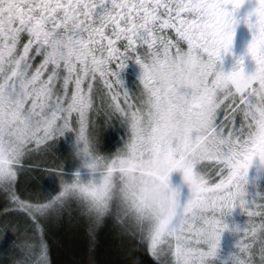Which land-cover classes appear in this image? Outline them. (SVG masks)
Instances as JSON below:
<instances>
[{"label": "snow or ice", "instance_id": "obj_1", "mask_svg": "<svg viewBox=\"0 0 264 264\" xmlns=\"http://www.w3.org/2000/svg\"><path fill=\"white\" fill-rule=\"evenodd\" d=\"M0 199V264H55L65 226L85 237L74 264H99L108 228L136 242L126 264H264V0H0Z\"/></svg>", "mask_w": 264, "mask_h": 264}, {"label": "trees", "instance_id": "obj_2", "mask_svg": "<svg viewBox=\"0 0 264 264\" xmlns=\"http://www.w3.org/2000/svg\"><path fill=\"white\" fill-rule=\"evenodd\" d=\"M133 80V79H131ZM134 81V80H133ZM133 85H130V90L135 91L137 86V81L131 82ZM119 134L121 131L118 132ZM104 137V147L106 151L114 152L119 144L116 146H107L105 145ZM118 142V134H117ZM64 171L67 174L69 169L64 167ZM47 188L49 185H44ZM58 190V187H57ZM55 194V193H53ZM4 201L0 199V207L4 205ZM23 219L21 218V223ZM23 224V223H22ZM10 239H14L10 233ZM48 239L52 245V255L54 258L55 264H74L80 247L85 242V237L83 230H71L69 228H51L48 234ZM135 241H121L114 236V233L111 228H108L100 233L97 240V257L99 264H126L127 253L135 245ZM133 255L140 260V264H155L153 258L146 254L145 252L138 251L134 252Z\"/></svg>", "mask_w": 264, "mask_h": 264}, {"label": "rangeland", "instance_id": "obj_3", "mask_svg": "<svg viewBox=\"0 0 264 264\" xmlns=\"http://www.w3.org/2000/svg\"><path fill=\"white\" fill-rule=\"evenodd\" d=\"M245 29H246V27L243 28V34L240 37V41L237 43L239 48L235 49V53L237 55H239L243 51V49L246 46L247 41L250 38V35H248V36L246 35ZM231 64H232V57H231V55H229L225 61L226 70H229L231 68ZM250 69H251V65H249V70ZM139 71H140L139 67L137 65H135V63H130L129 66L125 69V71L122 73V77L125 81L126 86L129 88V90H130V85L135 86L132 83H130V81L131 82L137 81V83H138ZM131 79H133L134 81ZM119 131H121L120 134L118 133ZM117 134H118V142H117ZM125 135H126L125 128L118 121H114L113 125L108 127L106 129V131L104 132V137L106 138L105 139L106 140L105 145L112 146V147H113V145L116 146L117 144L122 142V138L125 137ZM68 143H69L68 139L61 138L57 144V153L62 158L66 156ZM34 158L40 159L41 156L39 154H37ZM64 167L69 169V172H67V175L69 177L72 175V173H74L75 171H77L79 169V170H81L82 178L85 180L88 179L87 170L81 169L80 162L78 160H73L70 158L65 159ZM171 183L173 184V186H180L182 184V173L181 172L173 173L171 176ZM260 183L261 182H259V181L257 182V190H259ZM46 184L47 185L54 184V177L46 179L44 181V185H46ZM55 187L57 188L58 184H56ZM183 192L185 194L187 193V187L186 186L183 187ZM234 219H236L237 221H246L247 219H249V217L247 216L246 213L240 214L238 212V214L234 217ZM22 223H23V221H22ZM9 235H10V233L6 234V236L2 240H0V248L10 247L11 241L13 239L12 238L10 239ZM239 237H240V234L235 233L232 230H229L225 234V238H224L225 239V245H224L225 252L234 249V245L238 241Z\"/></svg>", "mask_w": 264, "mask_h": 264}, {"label": "flooded vegetation", "instance_id": "obj_4", "mask_svg": "<svg viewBox=\"0 0 264 264\" xmlns=\"http://www.w3.org/2000/svg\"><path fill=\"white\" fill-rule=\"evenodd\" d=\"M243 28H244V26H241L237 30V36H236V40H235V49H238L239 48V46L237 45V43L240 41V37L243 34ZM245 33H246L247 36L249 35V32L246 29H245Z\"/></svg>", "mask_w": 264, "mask_h": 264}]
</instances>
